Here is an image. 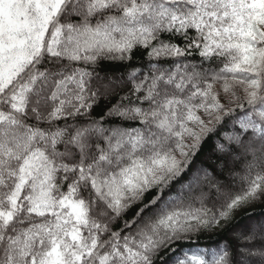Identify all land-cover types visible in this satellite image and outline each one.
<instances>
[{
    "label": "snow or ice",
    "instance_id": "obj_1",
    "mask_svg": "<svg viewBox=\"0 0 264 264\" xmlns=\"http://www.w3.org/2000/svg\"><path fill=\"white\" fill-rule=\"evenodd\" d=\"M0 264H264V0H0Z\"/></svg>",
    "mask_w": 264,
    "mask_h": 264
},
{
    "label": "trees",
    "instance_id": "obj_2",
    "mask_svg": "<svg viewBox=\"0 0 264 264\" xmlns=\"http://www.w3.org/2000/svg\"><path fill=\"white\" fill-rule=\"evenodd\" d=\"M116 75H119V72H116ZM215 134H212L210 138H206L203 146V154L201 155V159L204 158L205 155H208L211 152L212 144L214 140ZM257 213L259 212V208L254 209ZM227 230L225 232L221 231H214L211 233H204L203 236L205 237L201 243L202 244H213L217 239L222 238Z\"/></svg>",
    "mask_w": 264,
    "mask_h": 264
}]
</instances>
